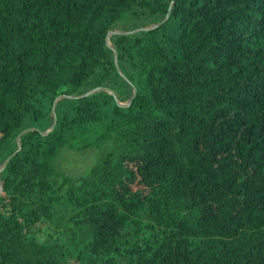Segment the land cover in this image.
<instances>
[{"label": "trees", "instance_id": "1", "mask_svg": "<svg viewBox=\"0 0 264 264\" xmlns=\"http://www.w3.org/2000/svg\"><path fill=\"white\" fill-rule=\"evenodd\" d=\"M43 223L91 264H264V0H0V264H60Z\"/></svg>", "mask_w": 264, "mask_h": 264}, {"label": "rangeland", "instance_id": "2", "mask_svg": "<svg viewBox=\"0 0 264 264\" xmlns=\"http://www.w3.org/2000/svg\"><path fill=\"white\" fill-rule=\"evenodd\" d=\"M145 21V19H141L140 22ZM140 22H134L124 25L123 30L124 32H133L139 33L143 28L140 26ZM126 70H128L127 66L125 65ZM114 83L121 85L124 89L126 87L122 83L121 79L114 78ZM131 97V93H129L126 97H124L119 103L126 104ZM66 103V99L60 96H57L53 99L51 110L54 107L60 108ZM45 110V109H44ZM43 111V109H42ZM41 111V112H42ZM51 114L50 113H41V115L32 120L28 121L25 120L23 122V129L29 127H35L39 130H44L46 132L49 127L51 126ZM95 154L96 150L91 147L74 150L68 147H63L60 149L57 157L54 160V166L65 175L71 178H79L84 176L91 165L95 161ZM37 233L40 239L43 238H51L52 241L56 242L53 247L54 255L57 257L60 264H79L80 262H84L86 264H91L90 259L86 254H80L79 256L75 257L74 250L71 246L67 244V238L63 237V242L61 243L59 240L60 232L55 227H53L50 223H43L37 227ZM60 242V243H58Z\"/></svg>", "mask_w": 264, "mask_h": 264}, {"label": "water", "instance_id": "3", "mask_svg": "<svg viewBox=\"0 0 264 264\" xmlns=\"http://www.w3.org/2000/svg\"><path fill=\"white\" fill-rule=\"evenodd\" d=\"M159 23H160V22H158L157 24H155V25H153V26L144 27L143 29H149V28H152V27L158 25ZM97 89H103V88H95V89H93V91H94V90H97ZM133 94H134V90H133ZM133 94H132V96L130 97V99L128 100V102L132 99ZM128 102H127V103H128ZM127 103H126V104H127ZM126 104H120V105H126ZM54 123H55V119H54V117H53L51 127L54 125ZM15 152H16V151L12 152V153L6 158V159L4 160V162L2 163V165H4V164L6 163V161H7L12 155L15 154Z\"/></svg>", "mask_w": 264, "mask_h": 264}]
</instances>
